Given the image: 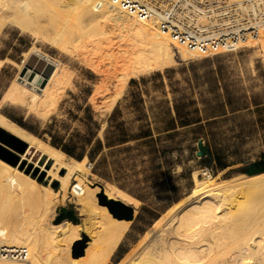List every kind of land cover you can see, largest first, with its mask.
<instances>
[{
    "label": "bare ground",
    "instance_id": "obj_1",
    "mask_svg": "<svg viewBox=\"0 0 264 264\" xmlns=\"http://www.w3.org/2000/svg\"><path fill=\"white\" fill-rule=\"evenodd\" d=\"M230 1L243 9L249 0ZM263 3L254 0L251 8L261 10ZM255 16L256 21L251 18V38L245 31L241 37L247 39L243 44L260 48L264 63V14L260 19ZM162 22L150 8L146 16H139L113 0H0V35L7 24L27 29L33 38L61 54L60 59H53L39 46L29 47L18 66L22 75L12 79L3 99L45 119L72 83L71 71L62 61L66 58L100 75L101 87L112 88L111 110L130 79L174 62L175 52L182 59L214 52L199 44L190 47L192 39L202 42L218 36L205 14L187 19L197 31L188 32L183 43L176 39L175 51L170 31L162 28ZM253 28L256 33H252ZM32 56L43 61L42 67L28 68ZM0 127L27 144L20 166L0 159V193L6 194L0 199V234L4 245L22 248L26 255L21 261L0 258V264H107L133 221L139 200L112 184L103 186L88 180L91 172L84 160L43 145L1 112ZM28 154L51 162L50 166H39L41 172L46 171L48 184L37 180V173L32 177L26 172L22 163ZM198 172L192 174L194 185L185 200L121 264H264V171L224 179L209 174L200 178ZM53 181L59 183L58 190L51 186ZM70 185L72 192H77V209L92 215L89 231L82 235L81 224L52 222L55 206L65 201ZM10 195L19 198L15 199L18 203L32 199L39 208L34 212L15 210ZM110 200L131 207L130 219L113 216L106 205ZM107 238L110 244L102 248Z\"/></svg>",
    "mask_w": 264,
    "mask_h": 264
},
{
    "label": "rangeland",
    "instance_id": "obj_2",
    "mask_svg": "<svg viewBox=\"0 0 264 264\" xmlns=\"http://www.w3.org/2000/svg\"><path fill=\"white\" fill-rule=\"evenodd\" d=\"M7 25L0 35V112L45 146L59 151L62 150L50 143L83 146L82 160L91 172L88 180L103 186L112 184L139 200L135 217L107 264L127 261L152 230L185 200L194 185V171L200 172V178L209 174L215 179L264 171V63L259 47L246 44L234 52L197 59H182L175 52L174 62L130 79L135 82L129 81L111 110L112 88L101 87V76L90 68L64 58L72 83L64 90L58 106L43 119L4 100L3 92L22 75L18 66L29 47L39 46L53 59H60L61 54L50 44L39 39L37 42L27 29ZM168 36L172 37L170 32ZM173 42L175 51V38ZM42 65L36 56L27 62L28 68ZM175 105L182 113L189 112L192 123L180 127L176 120L175 130L162 132L166 118L176 115ZM114 109L116 113L110 121ZM109 123L112 130L116 123H122L130 135L139 132L143 125L152 130V140L144 143L131 139L115 147H104L95 160H90L86 154L98 140L103 141ZM200 144L209 155H199ZM2 147L18 157L20 166L25 151ZM27 159L23 162L27 169L30 167V175L35 176L33 173L38 170L36 179L48 184L50 179L39 166H50L51 162L38 154H28ZM50 184L59 189L57 181ZM2 195L6 194L0 193V199ZM13 198L10 202L14 201L15 206L8 202L20 212L39 208L32 199L18 203L19 198ZM77 202V192H72L70 185L65 201L55 206L52 222L68 220L81 224L82 235L89 231L92 215L80 212ZM102 244L105 248L110 239H104Z\"/></svg>",
    "mask_w": 264,
    "mask_h": 264
},
{
    "label": "built area",
    "instance_id": "obj_3",
    "mask_svg": "<svg viewBox=\"0 0 264 264\" xmlns=\"http://www.w3.org/2000/svg\"><path fill=\"white\" fill-rule=\"evenodd\" d=\"M118 1L123 8L130 13H136L139 16H146L147 10L150 8L161 16L162 28L171 32L173 38L183 43L188 38V32H195L197 28L194 24L187 22L188 18H195L205 14L206 20L210 21L212 29L218 36L207 39L206 41H197L192 39L193 44L199 46H208L213 53H208L206 57H212L220 53L234 52L242 46L247 39L241 37V32L245 31L251 38V18L256 21L255 14L258 19L264 14V7L261 10L254 11L251 8L254 0H249L243 5V9L239 8L236 3L230 0H113ZM140 1H142L140 3ZM99 3V1H97ZM264 4V3H263ZM187 15V16H186ZM184 19H179L178 17ZM208 17V18H207ZM177 19V20H175ZM208 28V27H207ZM182 29V33H180ZM235 29L239 30L235 33ZM227 30L226 33L223 31ZM252 33H256L253 28ZM225 34V35H223ZM240 37V38H239ZM241 42V45L237 41ZM200 42V43H199ZM237 46V47H236ZM206 50V49H205ZM219 50V51H217ZM26 252L22 248L8 247L3 244L2 235L0 234V258L11 261H21L25 258Z\"/></svg>",
    "mask_w": 264,
    "mask_h": 264
},
{
    "label": "trees",
    "instance_id": "obj_4",
    "mask_svg": "<svg viewBox=\"0 0 264 264\" xmlns=\"http://www.w3.org/2000/svg\"><path fill=\"white\" fill-rule=\"evenodd\" d=\"M171 44H174L173 38L169 37ZM135 82L134 80H131L130 83ZM257 111H260V109H257ZM116 111L115 109L110 115L109 120L111 121L114 118ZM175 113L176 115L174 117H167V124L166 127H164V130L162 132H168L175 130L179 124L180 127H185L190 125L192 122L189 120V112H183L179 110L178 105H175ZM176 120H179V123H176ZM199 121V120H197ZM112 125L109 123L104 131V139L103 141L98 140L95 144V146L92 148V150L86 154V156L90 160H95V158L101 153L103 148H111L115 147L121 144H124L128 142L129 140H143L144 143L148 142V140H152V130L149 128H146L141 125L140 126V131L130 135L127 133L125 127L123 126L122 123H116L114 125V129L112 130ZM52 146L62 150L66 154L70 155L71 157L77 159V160H82L83 157L85 156V151L83 146H77L75 143L69 142L65 143L63 145H59L56 142H51L50 143Z\"/></svg>",
    "mask_w": 264,
    "mask_h": 264
},
{
    "label": "water",
    "instance_id": "obj_5",
    "mask_svg": "<svg viewBox=\"0 0 264 264\" xmlns=\"http://www.w3.org/2000/svg\"><path fill=\"white\" fill-rule=\"evenodd\" d=\"M50 71L47 72L46 75L49 74ZM0 142L8 145L9 147L13 148L14 150L18 151L19 153H23L27 147L26 143L22 142L19 138L14 136L13 134L5 131L0 127ZM199 155H209L207 149L203 145H199ZM0 158L5 161H10L12 165H17L19 159L17 156L11 154L8 150L2 147L0 144ZM24 166V162L22 163ZM30 167L26 169V172H29ZM37 171H34L33 175L36 174ZM101 199H103V195H99ZM106 205L109 211L113 214V216L120 218V219H130L132 215V208L124 205L118 200H110L106 202ZM71 215L72 213L69 212Z\"/></svg>",
    "mask_w": 264,
    "mask_h": 264
}]
</instances>
